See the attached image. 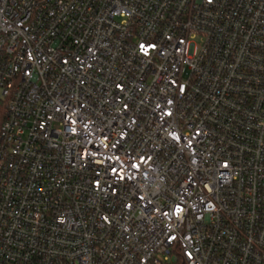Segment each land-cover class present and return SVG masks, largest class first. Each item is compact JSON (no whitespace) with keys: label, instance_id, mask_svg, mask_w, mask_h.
<instances>
[{"label":"built area","instance_id":"obj_1","mask_svg":"<svg viewBox=\"0 0 264 264\" xmlns=\"http://www.w3.org/2000/svg\"><path fill=\"white\" fill-rule=\"evenodd\" d=\"M0 105V264H264V0H0Z\"/></svg>","mask_w":264,"mask_h":264},{"label":"trees","instance_id":"obj_2","mask_svg":"<svg viewBox=\"0 0 264 264\" xmlns=\"http://www.w3.org/2000/svg\"><path fill=\"white\" fill-rule=\"evenodd\" d=\"M5 117H6L5 109H4V107H2L0 105V134H1V128H2V124L5 120Z\"/></svg>","mask_w":264,"mask_h":264},{"label":"snow or ice","instance_id":"obj_3","mask_svg":"<svg viewBox=\"0 0 264 264\" xmlns=\"http://www.w3.org/2000/svg\"><path fill=\"white\" fill-rule=\"evenodd\" d=\"M143 47V46H142Z\"/></svg>","mask_w":264,"mask_h":264}]
</instances>
